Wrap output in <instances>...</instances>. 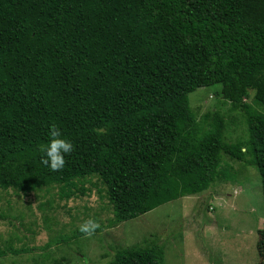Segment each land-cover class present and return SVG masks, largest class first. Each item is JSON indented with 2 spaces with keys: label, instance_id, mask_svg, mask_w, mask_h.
I'll list each match as a JSON object with an SVG mask.
<instances>
[{
  "label": "trees",
  "instance_id": "trees-1",
  "mask_svg": "<svg viewBox=\"0 0 264 264\" xmlns=\"http://www.w3.org/2000/svg\"><path fill=\"white\" fill-rule=\"evenodd\" d=\"M215 85L228 109L199 121L189 95ZM234 113L248 137L229 141ZM54 130L73 144L56 171ZM225 157L258 169L264 197V0H0V188L69 200L96 176L120 224L203 195ZM257 249L264 264V229ZM165 251L146 238L109 264Z\"/></svg>",
  "mask_w": 264,
  "mask_h": 264
},
{
  "label": "rangeland",
  "instance_id": "rangeland-1",
  "mask_svg": "<svg viewBox=\"0 0 264 264\" xmlns=\"http://www.w3.org/2000/svg\"><path fill=\"white\" fill-rule=\"evenodd\" d=\"M220 91L215 85L189 95L199 121L207 113L227 111ZM227 130L229 141L248 137L240 114H232ZM223 168L226 179L203 195L183 197L120 224L113 223V207L96 176L78 181L80 190L69 200L61 198L58 187L31 194L0 188V249L6 253L0 264H109L116 249L155 236L166 243L165 264H259L257 243L264 229L260 173L229 157ZM89 218L103 229L78 235Z\"/></svg>",
  "mask_w": 264,
  "mask_h": 264
},
{
  "label": "clouds",
  "instance_id": "clouds-1",
  "mask_svg": "<svg viewBox=\"0 0 264 264\" xmlns=\"http://www.w3.org/2000/svg\"><path fill=\"white\" fill-rule=\"evenodd\" d=\"M72 150V142L63 138L59 130H54L50 133V140L44 149L45 156L42 163L48 165L53 171L60 170L66 163L65 154L70 153ZM98 227L97 221L89 218L79 226V231L91 236Z\"/></svg>",
  "mask_w": 264,
  "mask_h": 264
}]
</instances>
